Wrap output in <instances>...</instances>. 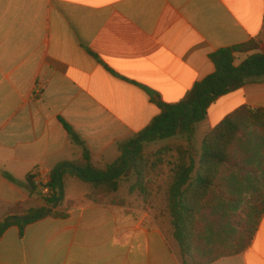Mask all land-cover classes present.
<instances>
[{
  "label": "crops",
  "instance_id": "0c3cea01",
  "mask_svg": "<svg viewBox=\"0 0 264 264\" xmlns=\"http://www.w3.org/2000/svg\"><path fill=\"white\" fill-rule=\"evenodd\" d=\"M252 39L264 53V0H0V223L34 200L27 175L46 185L85 149L100 168L115 163L160 114L150 92L180 102L216 71L211 54ZM243 106L264 109V81L213 103L208 133ZM88 193L66 192L68 218L8 229L0 264H185L168 215ZM211 264H264V218L250 247Z\"/></svg>",
  "mask_w": 264,
  "mask_h": 264
},
{
  "label": "trees",
  "instance_id": "16d2710c",
  "mask_svg": "<svg viewBox=\"0 0 264 264\" xmlns=\"http://www.w3.org/2000/svg\"><path fill=\"white\" fill-rule=\"evenodd\" d=\"M260 50V42L252 39L245 44L223 48L211 54L210 60L216 71L196 84L178 103H165L158 94L150 92L153 102L160 109V114L143 131L119 144L120 156L115 163L100 168L95 164L91 152L85 149L80 159L59 164L52 171L50 181L46 185L38 183L36 176L27 175L23 186L33 197L39 192L43 203L37 208H27L24 203L6 208L1 217L0 240L11 227H18L20 235L23 236L27 227L34 223L47 218H68V214L59 210L66 199V183L69 179L86 184L89 188L87 198L101 202L121 191L125 177L128 180L134 177L136 181L129 187V195H136L139 200L141 198L145 208L152 207L153 202L150 199L153 192L161 189L156 187L150 178L155 174L157 165L146 157L144 143L177 135H186L191 139L195 125L207 118L210 106L219 98L240 90L247 84L264 81V53ZM238 55H243L245 59L236 65ZM61 122L73 140L83 144L73 128L63 120ZM251 134L264 136V109L243 106L228 115L205 136L195 177L194 160L183 148L176 151L179 160L170 171L171 179L163 212L158 216L170 217L174 239L185 264H188V261L191 264H211L239 255L252 245L264 218V167L251 168L253 159L248 160L244 156L246 145L241 146V141ZM169 150L171 149H167ZM162 163L160 160L159 164ZM247 178L257 181L258 187L251 191L255 188L253 182L251 196L245 201V208L248 209L246 214L244 209H235L234 213L237 214L233 215V220L239 217V233L232 237L231 246L227 251L220 250L219 247L208 249L205 241L200 239L201 218L208 212L212 213L213 209H217V213L221 210L225 214V206H217L215 201L220 197L228 201L227 192L221 190H231L234 187L229 185L227 180L232 183ZM40 189L47 192L44 194ZM217 190L218 197L213 195ZM242 193L244 192L239 195Z\"/></svg>",
  "mask_w": 264,
  "mask_h": 264
},
{
  "label": "rangeland",
  "instance_id": "374dc122",
  "mask_svg": "<svg viewBox=\"0 0 264 264\" xmlns=\"http://www.w3.org/2000/svg\"><path fill=\"white\" fill-rule=\"evenodd\" d=\"M209 131L210 124L209 120L206 119L195 125L194 134L191 139L186 135H177L164 140L144 143V153L146 157L150 160V162L156 163L157 165L155 169L156 172H154L155 174L151 175L150 178L153 179L156 187L161 189V191H154L153 197L150 199V201L153 202V205L149 208L154 211L156 216L163 212L164 201L168 191L167 187L171 179L170 171L174 169L179 160V155L176 151H178V148H183V150L188 152V155L194 160L195 169L193 177H195L203 152V141ZM241 146H245V149L243 150L245 151L243 152L244 156L248 160L253 159V163L250 164L252 166L251 168L264 167V148H262L264 146V136L260 134H251L241 141ZM169 148L171 150L167 151ZM160 160H162V164H159ZM158 173H161L160 176H157ZM135 181L134 177H131L129 180L125 177L122 180V189L119 192L121 199L130 196L128 190L129 187L135 183ZM253 182L255 187L254 189L252 188ZM227 183H229V185L232 184L234 187L231 188V190L225 188L221 190L227 192L226 195L228 197V201H224L221 197L217 198V201H215V205L225 206V214H223L221 210L217 213V209H213L212 213L208 212L203 218H201L202 232L200 239L205 241L208 245V249L219 247L220 250H228V247L231 246L230 240L232 237L236 236L237 233H239V217H237L236 220H233V215L237 214L234 213L235 209L238 207L239 209H244V214H246L248 209L245 208L247 206L245 201L251 196L250 189L252 188V191L258 187V182L253 181L252 178H247L246 180L239 179L238 181H233L232 183H230L228 179ZM42 191L44 194L46 193L44 189H40V192ZM66 192L70 196L80 197L82 194L87 193V186L81 182L71 181L68 183ZM241 192L244 193L239 195ZM213 195H217L218 197V190L215 191ZM134 196L135 197L132 199L140 201V205L143 206L141 198L139 200L136 195ZM33 199L34 200L26 206L27 208H37L43 203V199L39 195V192L34 195ZM233 224H236L237 226H233ZM188 264H191V262L188 261Z\"/></svg>",
  "mask_w": 264,
  "mask_h": 264
},
{
  "label": "built area",
  "instance_id": "2783aa9c",
  "mask_svg": "<svg viewBox=\"0 0 264 264\" xmlns=\"http://www.w3.org/2000/svg\"><path fill=\"white\" fill-rule=\"evenodd\" d=\"M45 192H47V190H45Z\"/></svg>",
  "mask_w": 264,
  "mask_h": 264
}]
</instances>
